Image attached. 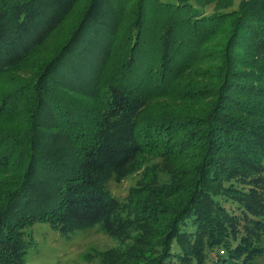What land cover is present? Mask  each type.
<instances>
[{"label":"trees","instance_id":"trees-1","mask_svg":"<svg viewBox=\"0 0 264 264\" xmlns=\"http://www.w3.org/2000/svg\"><path fill=\"white\" fill-rule=\"evenodd\" d=\"M235 2L0 0V264H25L37 222L139 233L101 264H256L264 0ZM141 156L170 178L120 201Z\"/></svg>","mask_w":264,"mask_h":264},{"label":"rangeland","instance_id":"rangeland-1","mask_svg":"<svg viewBox=\"0 0 264 264\" xmlns=\"http://www.w3.org/2000/svg\"><path fill=\"white\" fill-rule=\"evenodd\" d=\"M159 1L177 3V0ZM240 1L236 0L235 8ZM212 10L213 6H210L206 9V13L210 14ZM25 69L29 70L30 68L26 66ZM27 77L29 79L33 78V72L27 73ZM3 85H0V88ZM140 162H142V167L136 173L130 175L120 183L114 181L109 183L110 192L120 201H126L130 189L138 186L144 176V171L154 170L160 181L169 180L170 177L167 174L170 165H166L161 158L141 156ZM261 191L264 196V177ZM227 206L231 207L230 205ZM259 207V213L264 214V204ZM233 212L241 215L239 210L235 209ZM26 233L28 235L27 239L33 238V242L30 243L25 255V264H84L87 262L88 255L91 256L90 260L93 263L101 264L103 253L111 249L128 252L133 247H136V238L139 236V233H135L130 240L119 242L106 235L99 226L79 230L68 236H63L52 229L49 224L43 222L35 223L31 228L27 229ZM261 246L263 247V254L257 259L256 264H264V238H261ZM218 253L221 254L222 250L207 251V264H215V261L219 258Z\"/></svg>","mask_w":264,"mask_h":264}]
</instances>
